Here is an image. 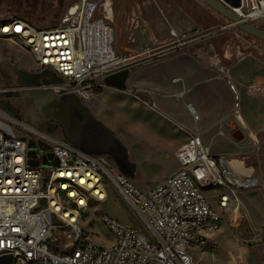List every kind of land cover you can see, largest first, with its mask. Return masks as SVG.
Returning <instances> with one entry per match:
<instances>
[{"label":"built area","instance_id":"built-area-1","mask_svg":"<svg viewBox=\"0 0 264 264\" xmlns=\"http://www.w3.org/2000/svg\"><path fill=\"white\" fill-rule=\"evenodd\" d=\"M101 4L102 0H82L71 21L48 28L6 19L0 22V41L29 54L36 63L34 72L50 70L62 79L61 84L44 88L58 96L73 93L87 104L107 88V76L171 51L157 52L154 47L119 57L114 29L107 22L111 10L97 16ZM229 8L264 32V0H240L239 7ZM171 34L178 36L174 30ZM30 90L0 82V101L13 102L7 93L22 95ZM194 119H199L196 112ZM50 134L0 108V257L11 255L13 264H195L189 251L224 223L204 191H226L218 196L219 206L225 209L231 194L260 186L255 177L236 176L198 133L177 150L178 170L147 189L123 175L108 156L88 155L64 137L58 140ZM31 139L54 147L55 166L29 167ZM111 185L150 229V240L142 229L107 215L102 223L114 236L109 246L98 244L93 234L80 227L84 215L107 200ZM62 237L70 242L67 251L54 247Z\"/></svg>","mask_w":264,"mask_h":264},{"label":"rangeland","instance_id":"rangeland-1","mask_svg":"<svg viewBox=\"0 0 264 264\" xmlns=\"http://www.w3.org/2000/svg\"><path fill=\"white\" fill-rule=\"evenodd\" d=\"M81 1L0 0V22L17 18L39 28L54 27L71 21L75 17L71 11ZM180 7L188 10L193 30L179 32L171 27L175 22H183L179 16L175 21L170 18ZM108 10L111 14L107 22L114 29L115 45L119 28L129 29L133 22L143 23L145 18L163 23L168 32V40L157 43L155 51L171 49L160 60L139 61L131 72L132 77L136 75L135 80L132 82L128 78L124 91L107 87L86 104L127 147L129 158L136 165L134 180L138 186L151 188L173 175L179 168L174 147L179 142L180 145L184 143L193 133L204 137L213 154L221 152L230 158L240 157L241 151H252L255 139L264 142L263 41L237 30L226 17L202 0H102L97 16L103 17ZM136 15L138 19L133 18ZM172 30L177 37L172 36ZM131 45L126 43V47ZM115 49L121 58L129 56L126 54L131 50L118 51L116 46ZM174 53L185 54L189 60L172 59ZM0 64L27 72L37 70L34 59L10 42L0 41ZM177 76L186 78L189 89L183 104L189 125L186 120L180 122L174 114L167 116L161 112L163 108L158 100L161 93L138 88L149 87L159 79L167 85ZM0 82L6 86L15 84L7 72L0 75ZM163 96L180 114L183 108L176 104V92L165 91ZM239 105V114L250 120L246 126L238 119ZM194 112L199 114L197 121L191 116ZM50 135L58 140L63 137L59 131ZM36 149V140L31 139L28 152ZM53 150L54 147L49 146L44 154L46 160L38 156L35 167L55 166L57 159ZM246 155L249 157L247 164L255 166L262 182L256 189L231 194L232 203L225 211L220 230L205 235L204 242L189 251L195 264H250L252 252L258 256V264H264V151L260 157L251 152ZM107 193V200L93 206L84 215L80 227L93 234L98 244L109 246L114 236L102 223L103 215H107L142 229L150 240V229L121 193L112 185ZM223 193L222 189L204 191L212 206L217 205V196ZM69 246L70 242L64 237L54 245L60 251H67Z\"/></svg>","mask_w":264,"mask_h":264},{"label":"water","instance_id":"water-1","mask_svg":"<svg viewBox=\"0 0 264 264\" xmlns=\"http://www.w3.org/2000/svg\"><path fill=\"white\" fill-rule=\"evenodd\" d=\"M210 8L226 17L237 30L251 35L264 42V32L259 28L247 23L240 18L231 8L240 6V0H202ZM77 8L74 7L71 15H75ZM11 68V71L17 78L19 85L30 87L28 93L32 95H45L39 101L36 99L26 101V105H33L41 120L30 119L24 115L19 94L7 93L6 96L12 101H0V108L13 115L22 118L25 122H29L37 126L40 131L53 133L61 131L63 137L71 143L75 148L80 149L88 155H106L115 162L120 172L126 177L134 180L136 165L129 158L127 147L119 140L113 130L107 127L102 121L97 119L86 104L73 93H63L58 96L51 88L44 86L52 84H61L62 79L57 77L53 71L45 70L43 72H27L22 69ZM130 70L124 68L121 72L109 75L104 79L107 87L124 91L126 89V81ZM20 98V99H19ZM34 116L33 111L29 113ZM37 149L29 151V165L36 166L37 158L41 160L46 157L42 153L49 149V146L42 142H36ZM58 222V221H56ZM250 264H258V256L252 252L249 257ZM0 264H13L11 255L0 257Z\"/></svg>","mask_w":264,"mask_h":264},{"label":"crops","instance_id":"crops-1","mask_svg":"<svg viewBox=\"0 0 264 264\" xmlns=\"http://www.w3.org/2000/svg\"><path fill=\"white\" fill-rule=\"evenodd\" d=\"M175 14V15H174ZM174 14H170V18L172 21H175V19L178 17V19L180 21H183L181 23H174L173 28L177 29L179 32L182 31H190L193 30L194 27L191 24L190 18H189V12L188 10L180 7L178 8ZM142 19V18H141ZM129 31V32H128ZM128 32V34H127ZM168 38V32L164 27V24L161 22H154L152 20L149 19H143V23L138 21V22H133V24L130 26V28L128 29V27H122L119 28V31L117 33V40H116V48L118 51H125L127 49H131L130 52L126 55H129L130 57L134 56L135 53H143L146 49L154 47L157 43L160 42H164L165 39ZM168 40V39H167ZM126 43L128 44H132L129 47H126ZM129 56H126L127 58ZM170 56V55H169ZM172 59L173 58H178V59H186L188 58V56H186L185 54H171ZM163 58V57H162ZM159 59V58H158ZM157 59V60H158ZM160 60V59H159ZM189 60V58L187 59ZM134 72V69L130 70L129 73V81L132 79V82H134L135 77H132V73ZM173 79V78H172ZM171 79L170 84H165L164 80H154V82H152V85L148 86H142V87H138L144 90H156L158 93H161L162 96H159L158 100H159V104L160 106L163 108V111H161L163 114L170 116L169 114H174V116L178 117V120L180 122H184V120H186L188 122L189 125V121L187 119V111L184 110L183 104H184V99L187 96V93L189 91V89H187V85L185 82V77L182 76H177L174 77L173 81ZM169 81V80H168ZM152 86V87H151ZM135 87V86H134ZM137 88V87H135ZM174 90L176 92L175 99L177 100V105L182 109L180 114H178L179 112L177 110H175V108L171 105V103H168L167 101H165V99L163 98V92L165 91H172ZM156 100V99H155ZM158 101L156 100V103ZM182 105V106H181ZM158 106V104H157ZM188 108V107H187ZM193 108V106H192ZM184 110V111H183ZM189 110V109H188ZM239 110H241L240 105L237 111L238 114V119L241 122V124L243 126H246L248 124H250V120L248 121V119H246L245 115H240L239 114ZM190 112V110H189ZM191 116H194V113H191ZM200 118V117H199ZM199 120V119H198ZM198 133V132H197ZM200 134V133H198ZM201 135V134H200ZM202 136V135H201ZM203 137V136H202ZM189 138V137H188ZM204 139V137H203ZM188 140V139H187ZM187 140L184 142L186 143ZM205 142V140H204ZM182 143L180 145V142L174 147V154L175 157L177 158V150L184 144ZM263 144V145H262ZM253 150L250 151L245 150V151H241L239 153L238 156L240 157H235V158H230V157H226L223 153L219 152L217 154H214L216 156H221L223 157L227 164L229 165V167L233 170L234 174L236 176H243V177H255L257 179H259L260 183L262 182V176L259 175V173L257 172V170L255 169V166H251L249 164H247V160L249 159V157L246 155L247 152H251V154H256L257 156L260 157V155L262 154V152L264 151V142L261 143L259 140L255 139V145H253ZM179 164V163H178ZM252 168V171H250V168ZM175 173V172H174ZM226 191H224L225 193ZM218 199V196H217ZM232 203V200H231ZM231 203L229 204V206L225 209H222L219 206V202L217 200V205L216 206H212L217 212H219L221 215H225V211L231 206Z\"/></svg>","mask_w":264,"mask_h":264},{"label":"flooded vegetation","instance_id":"flooded-vegetation-1","mask_svg":"<svg viewBox=\"0 0 264 264\" xmlns=\"http://www.w3.org/2000/svg\"><path fill=\"white\" fill-rule=\"evenodd\" d=\"M5 72L9 73L10 77H12V81L16 84L17 79L14 76L13 72L11 71V68L9 66L0 64V75H4ZM3 78L5 79L6 75H5V77L3 76ZM20 98H21V100H20L21 103L24 105V107H22V111H23L24 115L30 119L42 121L41 116L37 112L36 108L33 105H26V101L32 100V99H36L37 101H39L42 98H46V96L45 95H32L28 92H25L22 95H20ZM30 111H33V113H34L33 117L29 114Z\"/></svg>","mask_w":264,"mask_h":264}]
</instances>
